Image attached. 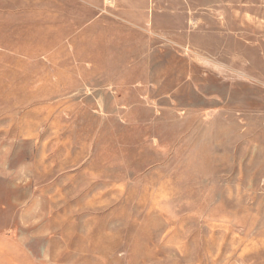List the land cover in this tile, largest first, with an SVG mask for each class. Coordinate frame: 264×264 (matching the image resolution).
<instances>
[{
  "label": "rangeland",
  "instance_id": "obj_1",
  "mask_svg": "<svg viewBox=\"0 0 264 264\" xmlns=\"http://www.w3.org/2000/svg\"><path fill=\"white\" fill-rule=\"evenodd\" d=\"M0 264H264V0H0Z\"/></svg>",
  "mask_w": 264,
  "mask_h": 264
}]
</instances>
